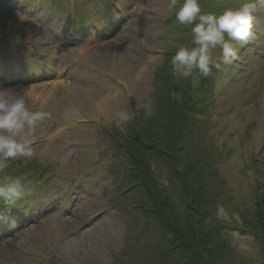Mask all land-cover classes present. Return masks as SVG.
I'll return each instance as SVG.
<instances>
[{
	"label": "rangeland",
	"instance_id": "rangeland-1",
	"mask_svg": "<svg viewBox=\"0 0 264 264\" xmlns=\"http://www.w3.org/2000/svg\"><path fill=\"white\" fill-rule=\"evenodd\" d=\"M190 38L169 0H0V87L49 114L0 172L31 192L0 203V264H264V7L197 88L170 74Z\"/></svg>",
	"mask_w": 264,
	"mask_h": 264
},
{
	"label": "clouds",
	"instance_id": "clouds-1",
	"mask_svg": "<svg viewBox=\"0 0 264 264\" xmlns=\"http://www.w3.org/2000/svg\"><path fill=\"white\" fill-rule=\"evenodd\" d=\"M258 5L264 7V0H240L235 7L213 12L203 10L200 0H169V11L179 25L189 29L191 37L187 44L174 46L171 76L197 88L201 77H209L213 68L220 67L213 58L217 49L225 62L234 58V42H246L252 35ZM145 114L151 113L146 110ZM116 117L117 126L133 118L126 110ZM48 118L46 111L29 107L27 89L0 87V172L10 160L27 161L36 155L31 137ZM29 188L25 176H0V203L17 205L31 195Z\"/></svg>",
	"mask_w": 264,
	"mask_h": 264
},
{
	"label": "trees",
	"instance_id": "trees-1",
	"mask_svg": "<svg viewBox=\"0 0 264 264\" xmlns=\"http://www.w3.org/2000/svg\"><path fill=\"white\" fill-rule=\"evenodd\" d=\"M8 2L10 1V0H7ZM87 21V20H86ZM85 21V22H86ZM217 61V60H216ZM217 63H218V61H217ZM218 64H220V62L218 63ZM225 64L226 65H229V61L228 62H225ZM220 68V67H219ZM148 189L149 190H155V189H158V187L156 186V185H153V184H148ZM163 197H164V204L165 205H167V206H169V204L167 203V200H168V195H163ZM188 205H190V204H188ZM170 207V206H169ZM190 207V209L192 210V212H195V207L193 206V205H190L189 206ZM256 207H258V212H257V218H258V221L257 220H254V224L257 226V227H261V228H263V225L262 224H264V199H263V201L262 202H260V204L259 205H257ZM255 211H257V208H256V210ZM170 214H171V210H170ZM169 227H170V225H169ZM257 229V228H256ZM218 235H219V233H218ZM194 238H196V235H195V233H194V235H193V239ZM208 241H209V239H208ZM212 242H215L216 244H221L222 242H221V240L220 239H216L215 241H214V239H212ZM183 244H186V243H184V242H182ZM190 243V242H189ZM217 251V250H216ZM209 262V264H217L216 262H214V260H209L208 261Z\"/></svg>",
	"mask_w": 264,
	"mask_h": 264
},
{
	"label": "bare ground",
	"instance_id": "bare-ground-1",
	"mask_svg": "<svg viewBox=\"0 0 264 264\" xmlns=\"http://www.w3.org/2000/svg\"><path fill=\"white\" fill-rule=\"evenodd\" d=\"M103 103L101 101L98 102V107H102Z\"/></svg>",
	"mask_w": 264,
	"mask_h": 264
}]
</instances>
